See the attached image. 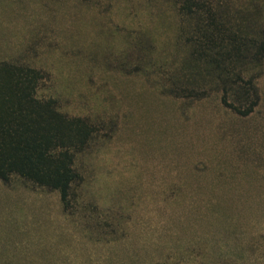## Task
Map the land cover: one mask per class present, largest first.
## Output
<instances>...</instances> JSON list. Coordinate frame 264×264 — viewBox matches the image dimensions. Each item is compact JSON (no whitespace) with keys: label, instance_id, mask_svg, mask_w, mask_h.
<instances>
[{"label":"rangeland","instance_id":"rangeland-1","mask_svg":"<svg viewBox=\"0 0 264 264\" xmlns=\"http://www.w3.org/2000/svg\"><path fill=\"white\" fill-rule=\"evenodd\" d=\"M177 1L0 0V61L96 129L66 210L0 181V264H264V59L248 116L175 95Z\"/></svg>","mask_w":264,"mask_h":264},{"label":"trees","instance_id":"trees-1","mask_svg":"<svg viewBox=\"0 0 264 264\" xmlns=\"http://www.w3.org/2000/svg\"><path fill=\"white\" fill-rule=\"evenodd\" d=\"M175 6L182 52L165 74L170 91L197 100L215 91L226 108L248 116L259 102L255 79L264 59V2L178 0ZM43 78L39 69L0 61V181L9 185L16 177L57 191L66 210L69 193L81 180L76 158L96 129L85 118L62 113L54 99L39 96ZM173 264L192 263L177 258Z\"/></svg>","mask_w":264,"mask_h":264}]
</instances>
